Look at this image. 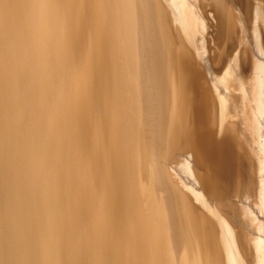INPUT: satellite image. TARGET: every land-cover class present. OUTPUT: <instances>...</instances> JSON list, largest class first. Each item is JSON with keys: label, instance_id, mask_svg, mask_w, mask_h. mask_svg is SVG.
I'll return each instance as SVG.
<instances>
[{"label": "bare ground", "instance_id": "bare-ground-1", "mask_svg": "<svg viewBox=\"0 0 264 264\" xmlns=\"http://www.w3.org/2000/svg\"><path fill=\"white\" fill-rule=\"evenodd\" d=\"M0 264H264V0H0Z\"/></svg>", "mask_w": 264, "mask_h": 264}]
</instances>
